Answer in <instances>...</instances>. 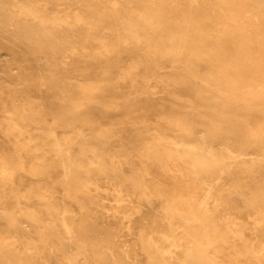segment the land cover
<instances>
[{"label": "bare ground", "instance_id": "1", "mask_svg": "<svg viewBox=\"0 0 264 264\" xmlns=\"http://www.w3.org/2000/svg\"><path fill=\"white\" fill-rule=\"evenodd\" d=\"M0 105V264H264V4L0 0Z\"/></svg>", "mask_w": 264, "mask_h": 264}, {"label": "rangeland", "instance_id": "2", "mask_svg": "<svg viewBox=\"0 0 264 264\" xmlns=\"http://www.w3.org/2000/svg\"><path fill=\"white\" fill-rule=\"evenodd\" d=\"M256 1H258V2H260L261 4H264V0H256ZM202 69H204V66H202ZM1 106V105H0ZM1 110H3V109H1ZM0 145L1 146H6L7 148H11L12 147V145H11V143L9 142V140H8V138L6 137V136H4L1 132H0ZM28 174V173H27ZM41 178V179H43V183H47V185H49V186H52L53 187V189H54V191H56L57 192V195L58 196H60V197H65V193H64V190L62 189V187L60 186V185H58V184H55V183H51V178L48 176V175H45V174H41V175H39L38 176V178ZM23 178V180L24 181H29V177H22ZM21 178V179H22ZM36 178V177H35ZM66 201V205H68V206H71V207H73V208H76L77 209V202H75L74 200H71L70 198H66L65 199ZM238 202H236V205H241V201H239V200H237ZM162 205L163 204H161V203H158V202H155L154 204H153V206H155V207H158V208H160V207H162ZM178 206V208H180V209H188L190 206H189V203H179V204H177ZM106 206L108 207L109 205L108 204H106ZM238 208H239V206H238ZM217 215H220V214H217ZM240 215H241V219L243 220V221H245V222H250L251 221V219H252V216H254V214L253 213H251L250 215H246V211H244L243 213H240ZM218 220H219V218H218ZM176 223L178 224V225H181V227H179V228H177V230H176V232L178 233V237H180V236H184L185 235V231H184V225L186 224L184 221H181V220H176ZM138 226V225H137ZM139 227H136V228H134V231H135V233H137V232H139ZM250 235H251V233H250V231H249V229H247L246 230V236L247 237H250ZM237 242L238 243H241L239 240H237ZM142 259H144V258H142ZM220 261V260H219Z\"/></svg>", "mask_w": 264, "mask_h": 264}]
</instances>
